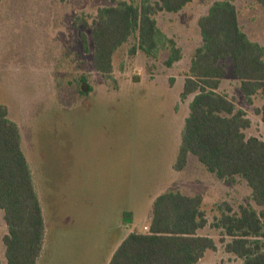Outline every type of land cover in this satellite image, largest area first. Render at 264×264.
I'll use <instances>...</instances> for the list:
<instances>
[{"label": "rangeland", "instance_id": "374dc122", "mask_svg": "<svg viewBox=\"0 0 264 264\" xmlns=\"http://www.w3.org/2000/svg\"><path fill=\"white\" fill-rule=\"evenodd\" d=\"M121 0H0V103L20 131L21 149L42 204L45 235L36 264H107L131 231H144L154 198L165 191L200 194L215 251L201 262L243 264L226 254L212 226L227 203L233 211L250 204L240 176L218 179L193 154L181 170L174 164L192 96L180 93L194 50L201 44L197 19L216 0H191L178 12L155 15L181 57L168 51L129 55L136 37L113 54L108 78L92 65L96 10ZM137 2V0H126ZM249 39L264 45V7L231 0ZM219 91L250 119L248 136L264 140L256 108L239 90L229 60ZM85 81V83L83 82ZM88 90V91H87ZM0 210V263H5Z\"/></svg>", "mask_w": 264, "mask_h": 264}, {"label": "trees", "instance_id": "16d2710c", "mask_svg": "<svg viewBox=\"0 0 264 264\" xmlns=\"http://www.w3.org/2000/svg\"><path fill=\"white\" fill-rule=\"evenodd\" d=\"M190 1L121 0L98 7L91 36L94 70L108 78L114 52L132 36L136 43L129 49L130 56L141 51L155 57L166 50V66L178 61L181 51L173 38L161 32L155 15L178 12ZM253 1L264 7V0ZM197 26L201 44L190 59L180 93L182 99L192 97L174 168L181 170L193 154L218 179L237 175L246 182L258 209L240 204L235 212L224 203L225 210L211 225L221 230L218 241L225 253L243 264H264V140L246 135L250 119L218 90L229 60L241 94L247 99L264 95V45L249 39L241 29L231 0L212 2L197 19ZM255 112L264 122V106ZM0 210L6 226L4 264H36L46 230L43 208L21 149L19 128L2 103ZM206 225L200 194L162 192L153 200L145 230L129 232L107 264H210L201 261L206 251L217 249V243L200 233Z\"/></svg>", "mask_w": 264, "mask_h": 264}, {"label": "crops", "instance_id": "0c3cea01", "mask_svg": "<svg viewBox=\"0 0 264 264\" xmlns=\"http://www.w3.org/2000/svg\"><path fill=\"white\" fill-rule=\"evenodd\" d=\"M189 63H190V62H189ZM188 66H189V65H188ZM221 81H222V80H221ZM237 82H238V86H239V81H237ZM207 252H208V251L205 252L204 257L206 256ZM226 254H227V253H226ZM229 255H231V254H229ZM231 256H232V255H231ZM204 257H203V259H204Z\"/></svg>", "mask_w": 264, "mask_h": 264}]
</instances>
